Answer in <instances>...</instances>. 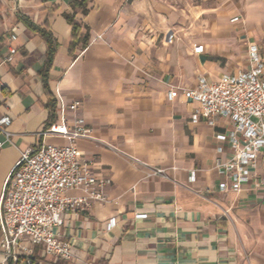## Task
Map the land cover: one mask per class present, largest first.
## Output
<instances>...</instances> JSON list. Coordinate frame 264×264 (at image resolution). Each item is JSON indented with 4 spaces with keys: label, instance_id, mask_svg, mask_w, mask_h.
<instances>
[{
    "label": "crops",
    "instance_id": "0c3cea01",
    "mask_svg": "<svg viewBox=\"0 0 264 264\" xmlns=\"http://www.w3.org/2000/svg\"><path fill=\"white\" fill-rule=\"evenodd\" d=\"M80 1L0 0V117H11L14 135L0 150V196L24 150L67 143L38 136L59 120V96L66 105L81 102L99 142L80 140L78 148L112 180L109 202L93 203L61 230L73 259L36 248V264H264V161L241 192L220 194L215 167L229 149L216 135L230 124H194L196 104L179 93L167 99L171 88L199 77L213 82L247 71L250 44L264 57V0H86L85 14L74 7ZM68 16L90 35L75 54ZM44 30L56 41L49 71L56 112L47 107L42 78ZM10 46L17 53L5 62ZM104 143L165 169L169 179L146 177Z\"/></svg>",
    "mask_w": 264,
    "mask_h": 264
},
{
    "label": "built area",
    "instance_id": "2783aa9c",
    "mask_svg": "<svg viewBox=\"0 0 264 264\" xmlns=\"http://www.w3.org/2000/svg\"><path fill=\"white\" fill-rule=\"evenodd\" d=\"M15 40L17 36L13 35L12 43ZM195 51L202 53L203 46ZM16 53V48L10 46L4 61L12 62ZM247 56V71L213 82L205 76L199 77L195 85L174 87L167 93L169 102L179 93L186 102L198 106L191 114L194 124L205 120L215 125L219 118L230 124L229 129L216 135V140L228 145L229 149L227 158L215 167L222 178L218 185L220 194L241 192L258 176L264 161V57L256 44L248 46ZM58 106L59 120L45 126L38 136L44 140L62 138L67 143L56 146L43 142L24 150L3 185L0 196L3 258L0 264H36V248H40L45 257L71 261L74 257L71 244L62 237V228L72 217L88 211L93 203L109 202L105 191L112 184L111 178L97 173L94 161L85 159L78 148L80 140L99 142L93 128L80 115L81 102L77 100L66 105L59 96ZM69 113L73 114L72 119ZM12 124L8 114L1 115L0 150L13 145ZM104 145L123 154L110 144ZM218 152L225 153L226 148L220 146ZM124 156L145 170L146 177L169 179L165 169L135 156ZM195 177V171L191 172V182ZM110 225L114 227L116 221L112 219Z\"/></svg>",
    "mask_w": 264,
    "mask_h": 264
},
{
    "label": "trees",
    "instance_id": "16d2710c",
    "mask_svg": "<svg viewBox=\"0 0 264 264\" xmlns=\"http://www.w3.org/2000/svg\"><path fill=\"white\" fill-rule=\"evenodd\" d=\"M78 6L79 8L84 10V14L87 13L88 9H87V4H86V0L80 1V2H76L74 3V7ZM68 21L70 24H72L73 26V36H72V40H71V53L75 54V51L77 49V47H80L81 49H86V46L88 45L89 41H90V35L89 33H83L81 30V27L75 22V20L73 19V16H68L67 17ZM44 32V36L46 39V42L48 44V55H47V66L45 67V70L43 71V81H44V89L45 92L47 94V97L49 98V103L48 106L52 112H56V98L54 96V94L50 91V87H49V82H50V78H49V71L51 70L52 66H53V59L54 56L57 52V48H56V41L54 39V37L47 33L45 30ZM54 122H51L49 125H51Z\"/></svg>",
    "mask_w": 264,
    "mask_h": 264
}]
</instances>
